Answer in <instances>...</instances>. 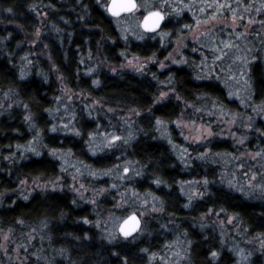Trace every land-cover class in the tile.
I'll return each instance as SVG.
<instances>
[{
  "label": "trees",
  "instance_id": "16d2710c",
  "mask_svg": "<svg viewBox=\"0 0 264 264\" xmlns=\"http://www.w3.org/2000/svg\"><path fill=\"white\" fill-rule=\"evenodd\" d=\"M108 1L0 0V100L12 104L5 106L0 119V264H149L150 255L159 252L165 237L169 242L183 235L192 245V264H236L220 242L212 214L235 217L250 234L264 236V199L224 184L210 162L196 161L192 171L186 172L157 129L159 124L170 125L178 140L172 126L187 105L195 110L218 105L235 112L248 105L264 108L262 38H251L248 46L246 41L238 49L249 60L244 68L250 88L247 97L232 91L239 72L232 64L237 49H224V34L218 50L187 43L182 65L163 70L153 65L141 74L120 69L132 57L164 61L171 43L197 24L220 18L251 20L256 15L264 21V0H137L139 6L151 1L152 11L166 17L160 32L147 34L143 40L120 25L132 15L109 16ZM61 84L99 102L102 113L130 114L133 141L120 149L96 146V140L113 131L124 134L128 128L114 118L111 127L99 126L94 115L81 109L76 111V132H52L51 114ZM170 90L173 93L161 100ZM199 112V116L208 113ZM256 136L249 140L251 151L259 148H253L255 142L264 145V137ZM38 140V155L23 154L26 145ZM211 148L214 154L234 151L227 141L212 142ZM59 153H70L98 174L112 171L115 175L128 167V191L151 192L163 207L156 218L160 224L146 227L152 236L116 242L105 238L103 221L117 213L121 198L120 187H112L117 186L115 177L92 185L99 188L98 195L106 191L94 205L81 204L66 188L34 189L24 198L23 181L43 185L59 178ZM137 170L140 175L135 178ZM189 178L206 181L207 189L186 209L179 186ZM161 225L169 235L155 230ZM212 252L218 257H212Z\"/></svg>",
  "mask_w": 264,
  "mask_h": 264
},
{
  "label": "rangeland",
  "instance_id": "374dc122",
  "mask_svg": "<svg viewBox=\"0 0 264 264\" xmlns=\"http://www.w3.org/2000/svg\"><path fill=\"white\" fill-rule=\"evenodd\" d=\"M150 11H152L151 1L142 2L139 9L132 15L129 21L120 23L121 27H124V30L129 35L134 34L138 40L145 39L147 34L142 31L140 23L143 16ZM39 34H41V31H39ZM222 34L227 36L226 41L222 42L224 49L226 47L229 49H237V53L234 52L235 54L232 57V64L239 72L237 74L238 77L233 78L235 82L231 85L232 91L236 96L242 95L247 97L250 88L247 86V74L244 68L248 67L249 60L245 52L243 54L242 52L239 53L238 49L240 46H245L246 41L248 46V40L251 38L252 40L253 38H262L261 41L264 42V21L260 20L258 15L251 20L245 18H220L197 24L188 33L180 36L171 43L164 61L158 62L155 59L143 60L132 57L125 62L120 70L141 74L153 65H158L161 70L174 65H182L185 60L183 50L187 43L203 44L211 49L218 50L219 43L222 41L221 37L224 36ZM164 39L166 38L164 37ZM35 44L36 41L30 44V46L34 47ZM172 93V90L167 91L165 93L166 95H162L160 99L164 100ZM6 105L12 104H8L6 99L0 100V119L5 112L4 108ZM248 106L241 112H235L226 110L218 105H208L202 108L197 106V110L194 109L193 105H187L185 106L186 110L184 114L172 126L176 131L178 140H174L170 125L168 124H159L157 130L159 138L170 145L177 161L186 172L190 173L192 171L196 161L210 162L217 169V175L219 174L224 184L234 188L238 192L244 193L246 196L257 195L263 200L264 145L255 142L253 148H259L257 151H251L253 149L249 145V140L254 133L257 135V138L259 136L264 137V108L260 106L253 108L252 106ZM79 109L94 115L93 118H95L99 126L105 124V126L111 127L110 123L112 122V118H114L121 124L120 126L122 128L125 126L128 128L124 129V134H118V132L113 131L110 135L104 137V139L106 138L108 140H104L103 138L96 140L95 145H98L101 149L126 148L128 143L133 141L134 134L128 126L133 121L130 114L125 112L111 116L113 115L112 112L106 111L108 114L102 113L104 109L99 102L83 94L72 93L64 84H61L60 95L56 105H54L53 114H51L53 128L63 134H67L70 131L76 132L73 128L75 125L76 111ZM201 110L202 112H208L206 116H199V113H201L199 111ZM259 120L260 122H258ZM258 123H261V126L257 125ZM258 127H263V130ZM51 131L53 132V129ZM115 137H120V139L116 140ZM216 141L229 142L234 148V151L230 154L224 152L214 154L211 143ZM39 143L38 140L26 145L24 150H22L23 154L27 151V153L38 155ZM58 157L61 162L62 172L59 178L49 184L43 185L39 183L28 184L26 181H23L22 193L24 198H28L34 189L61 191L66 188L81 204L94 205V200L106 191H101L98 195L99 188H95L92 185H95L94 183L97 180H111L112 177H115L117 186H111L114 189H117L118 186L120 187L121 198L119 199L120 204L117 207V213L109 215L103 221L104 228L102 230L105 238L110 242L118 241L120 239L118 226L131 213H136L140 216L143 227L145 228V230L141 231L138 239L142 240L144 237L147 239L149 236H152V232L148 233L146 227L149 230L154 223L160 224L158 223L160 222L159 219L156 218L164 212L163 207L157 199V196L151 192L136 195L128 191V185L126 183L131 178L129 177V171L127 174H124V170H128V167H124L121 173L115 174L116 176L112 171L105 174H98L81 160L74 158L70 153H59ZM139 175L140 170H137L132 176L136 178ZM205 182L204 180L196 181V178H189L180 184L179 191L185 200V205H187L186 209H190L196 204V200L200 199L206 192L207 183ZM212 222L219 230L221 244L235 258L236 264H253L255 262L257 263V261L259 264H264V236L250 234L232 216H226L220 213L212 214ZM154 228L159 231L163 230L164 236L170 233L163 225L159 227L155 226ZM167 240V237H165L163 240V244H165L158 249L159 252L150 255L149 264H192L190 260L192 245L186 235H183L182 238H172L169 242Z\"/></svg>",
  "mask_w": 264,
  "mask_h": 264
},
{
  "label": "snow or ice",
  "instance_id": "6c2138e0",
  "mask_svg": "<svg viewBox=\"0 0 264 264\" xmlns=\"http://www.w3.org/2000/svg\"><path fill=\"white\" fill-rule=\"evenodd\" d=\"M136 8H137V4L135 3V0H111V3L108 6L107 10L111 13V15L119 16L121 12H132ZM163 19L164 17L163 15H161L160 12H149L148 16L144 18L143 27L147 31H155L160 26V22ZM161 67H163V65H161ZM96 83L99 82L96 81ZM157 123L160 122L157 121ZM53 131H55V128H53ZM115 139L119 140L120 137H115ZM156 183L159 184L160 181H156ZM84 222L88 223L87 220H85ZM138 228H139V220L135 215H132L128 219H126L123 222V224L120 226V233L123 235L125 239H127L131 237L133 233L138 230ZM211 255L214 258L218 257L217 252H212Z\"/></svg>",
  "mask_w": 264,
  "mask_h": 264
},
{
  "label": "water",
  "instance_id": "95a60500",
  "mask_svg": "<svg viewBox=\"0 0 264 264\" xmlns=\"http://www.w3.org/2000/svg\"><path fill=\"white\" fill-rule=\"evenodd\" d=\"M110 3H111V0L108 1L107 8H108V6L110 5ZM135 3L137 4V8L134 9L132 12H121V14H120L119 16H113V15H111V13H110L108 10H107V13H108L109 16H110L111 18H113V19H120V18H122V17H124V16L133 15V14L139 9V3H138V1L135 0ZM151 12H160L161 15H163L164 19L160 22V26H159L155 31H147V30L143 27V21H144V18H145L146 16H148L149 13L145 14V15L143 16L142 20H141L140 26H141L142 31L145 32L146 34H156V33L160 32V30L162 29V26H163V24H164V22H165V20H166V17H165V15H164V13H162L161 11H157V10H156V11H151ZM125 173L127 174V173H128V170H126ZM132 215H135V216L137 217V219L139 220V228H138V230H137L136 232L133 233V235H132L131 237L125 239V238L123 237V235L120 233V226L123 224V222H124L126 219H128V218H129L130 216H132ZM142 229H143V222H142L140 216H138L136 213H131V214H129L128 216H126L125 219L119 224V226H118V234H119V237H120L121 239H123V240H129V239H132V238H134V237L140 235Z\"/></svg>",
  "mask_w": 264,
  "mask_h": 264
}]
</instances>
